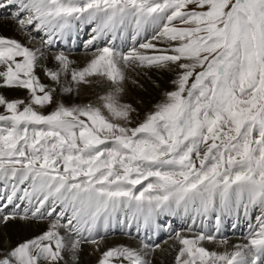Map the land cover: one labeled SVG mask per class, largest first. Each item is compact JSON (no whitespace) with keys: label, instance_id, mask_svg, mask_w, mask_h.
<instances>
[{"label":"snow or ice","instance_id":"obj_1","mask_svg":"<svg viewBox=\"0 0 264 264\" xmlns=\"http://www.w3.org/2000/svg\"><path fill=\"white\" fill-rule=\"evenodd\" d=\"M85 28L80 66L60 45ZM148 71L174 75L141 119L127 85ZM250 209L229 249L222 218ZM177 215L186 229L161 220ZM14 221L47 227L0 243V264H81L86 247L154 264L161 231L173 264H264V0H0V226ZM117 230L132 242L106 245Z\"/></svg>","mask_w":264,"mask_h":264},{"label":"bare ground","instance_id":"obj_2","mask_svg":"<svg viewBox=\"0 0 264 264\" xmlns=\"http://www.w3.org/2000/svg\"><path fill=\"white\" fill-rule=\"evenodd\" d=\"M87 30H90V29L85 28V29L81 30L78 33L81 36L78 35L77 38H81L84 35L85 36L84 40H85L87 37H89V34L86 33ZM61 46H62V49L70 55V58L75 59L80 66H83V64L86 63L87 60L91 57L90 51H89V53H84V54L75 52V50L77 48L76 42H74V43L69 42L67 44H62ZM173 75L174 74L170 73V72L166 73V72L148 71L147 74L143 75V73H142L140 76L137 77V80H139V83H140V84L138 83L137 86L138 87L144 86V88L147 89L146 92H148L150 90L149 87L150 88L153 87L156 90L155 83H159L158 86L162 85L163 87L161 89H164L166 87L171 88L172 87L171 84L170 83L168 84L167 81L171 82ZM100 90H101L100 88L95 87V88L89 89L88 93L90 95L92 92H99ZM136 90H137V88H136ZM166 90H169V89L166 88ZM142 93L143 92H141V90H140V94H142ZM151 94L155 95V92H153V90H152ZM12 95L23 96L24 93H13ZM133 95L138 96V92L128 88V97L132 98ZM132 100H133V98H132ZM135 103H136V101H135ZM141 108H142V106H141ZM142 110H144V109H142ZM145 112L142 111L141 113H145ZM249 214L246 216L244 214L243 210H240L239 214H237V213L230 214V215L224 216L222 218V235L226 236L228 238L229 249L231 248L232 244L234 245L236 243H246L247 242L245 239V236H246V233L248 231L249 223H252V224L256 223V216L259 215V210L258 209H256V210L250 209ZM164 219L171 220L172 229L180 230V229H186V227H187L185 220L180 215H177L175 217H172V216L161 217V220H164ZM187 223H191V221L189 220V221H187ZM207 224H208V227H210V228L214 227V225H215L214 216L211 217L207 221ZM234 224H235V228H233ZM46 227H47V222H40V223L33 222V223H28V224L20 222V221L10 222L6 226H0V243H3V244L11 243L12 245H15L17 242H20L24 239H28V238H31L32 236L36 235V234H39L41 231L46 229ZM199 230H200L199 227H194L192 229L193 233H195ZM116 233H119V234H116ZM116 233L114 235H109L106 238V245L110 246V245H115L117 243H126L127 244V243L132 242V238L125 236L121 230H117ZM121 236H123V237H121ZM112 237H114V238H112ZM115 237H117V238H115ZM118 237H121V238H118ZM155 242L161 244L162 250H158L155 253V255L153 257L154 264H173L174 257L176 255V248L178 247V245H176L175 240H174V233H173V238L170 239L168 232L161 231L159 233V235L155 238ZM104 246H105L104 244L101 245V249H100L101 251L104 250ZM206 246L209 248H216L215 244H206ZM217 250H223V249L217 248ZM98 255H99V253H93L92 249L90 247H86L84 252L81 255V264H95V262L98 258Z\"/></svg>","mask_w":264,"mask_h":264},{"label":"rangeland","instance_id":"obj_3","mask_svg":"<svg viewBox=\"0 0 264 264\" xmlns=\"http://www.w3.org/2000/svg\"><path fill=\"white\" fill-rule=\"evenodd\" d=\"M129 43V42H128ZM130 44V43H129ZM78 53H81V54H84V53H89V51H86L85 49H84V47L78 52ZM142 73H140L139 75H137L136 73H134V72H129V75H130V77H132L133 79H137V77L138 76H140ZM144 75V74H143ZM167 83L169 84H171V82L169 81H167ZM140 84V83H139ZM130 85V86H129ZM159 85V83H155V87H156V90L152 87V88H150L149 87V91L148 92H146L147 91V89L146 88H144V86H141V87H138L137 86V84H134V83H132V81L131 80H129V82H128V85H127V88H129V89H131V90H134V91H136V92H138V96H136V95H133V100H132V98H129L128 97V99L129 100H131L133 103H134V106L136 105V107L139 109V112L141 113L142 111L143 112H147V111H149V110H151L152 109V106L156 103V102H158V101H160L161 99H162V94H163V92L164 91H166V88H168L169 90H171V88L170 87H166V88H164V89H161L163 86L162 85H160V86H158ZM129 86V87H128ZM172 86V85H171ZM136 88H137V90H136ZM153 90V92H155V95H152L151 93H152V90ZM140 90H141V92H143L142 94H140ZM159 91V92H158ZM144 94V95H143ZM147 94V95H146ZM161 98V99H160ZM145 99V100H144ZM148 101H147V100ZM135 101H136V103H135ZM154 102V103H153ZM138 103V104H137ZM145 104V105H144ZM140 105V106H139ZM141 106H142V108H141ZM149 106V107H148ZM151 107V108H150ZM142 109H144V110H142ZM145 112V113H146ZM145 113H141L140 114V118L142 119L143 118V116H144V114ZM249 213H250V210H249ZM232 214H235L234 212L232 213ZM250 215V214H249ZM121 237H123V236H121ZM121 237H118V238H121ZM112 238H114V237H112ZM115 238H117V237H115ZM233 245V244H232ZM161 262V261H160Z\"/></svg>","mask_w":264,"mask_h":264}]
</instances>
